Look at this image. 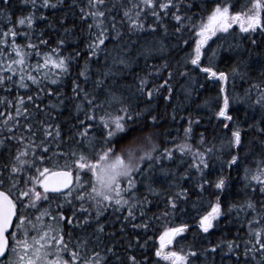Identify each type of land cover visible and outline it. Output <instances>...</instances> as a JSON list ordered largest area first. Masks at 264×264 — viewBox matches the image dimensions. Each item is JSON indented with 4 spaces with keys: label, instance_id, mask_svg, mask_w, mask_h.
Wrapping results in <instances>:
<instances>
[{
    "label": "snow or ice",
    "instance_id": "1",
    "mask_svg": "<svg viewBox=\"0 0 264 264\" xmlns=\"http://www.w3.org/2000/svg\"><path fill=\"white\" fill-rule=\"evenodd\" d=\"M244 41L264 44V0H0V264H264Z\"/></svg>",
    "mask_w": 264,
    "mask_h": 264
},
{
    "label": "trees",
    "instance_id": "2",
    "mask_svg": "<svg viewBox=\"0 0 264 264\" xmlns=\"http://www.w3.org/2000/svg\"><path fill=\"white\" fill-rule=\"evenodd\" d=\"M40 26L42 27L43 25H40ZM237 32H238V29H237ZM233 35H236V33H233ZM229 39H231V37H229ZM243 47L244 48H248L249 51L252 54V60L254 61V63H253V67L250 69V75H251V78H252L253 81H257L258 82L261 79V76H260L261 65H260L259 61L262 58H264V44H262L261 47H259V48H252L247 43V41H244ZM245 55H247V54H245ZM220 67H221L222 70H227L228 67H230V65L221 64ZM247 87H248L247 83H245L243 85H241L239 82L237 83V91L238 92H243V90L246 89ZM203 95L204 96H208V95L215 96L216 93H215V91H211V92H208V93H204ZM236 109L237 110L232 112L231 114L234 117L239 119V121L241 122V126L242 127L246 128L247 124H244L243 122L246 119H248V117H251L253 115V113L251 111H249L248 112V116L246 117L245 116L246 106H244V105H237ZM168 111L171 112V107L170 106L168 108ZM181 114H183V113H181ZM66 115H67V113H66ZM195 115L204 116L205 118H207V116L210 115V113L208 112L207 109H205V110H203V111H201L199 113H196ZM248 122L251 123L252 121L248 120ZM206 124H207V119H205L202 122V126L201 127L195 129L197 134H199L200 132L204 131V125H206ZM211 126H215L217 128V132L220 135H223V133H221L219 131L220 128H222V125H220L217 121L213 120ZM166 127L171 129L172 130V134L175 135L176 134L175 129L179 127V116L177 117V123L176 124H172L170 122L168 125H166ZM206 135H209V133H206ZM254 136H255V133H252V132H248V133H246L244 135V141H245V145L246 146H252V145H249V141H251L254 138ZM168 146H170V145H168ZM167 166L168 165H166V167ZM171 167H175V165H171ZM231 175L233 177H235L236 176V172L235 171L231 172ZM157 180L159 182L155 185V187H157L158 189L167 191L168 190L167 187H166L167 182L165 181V179L162 176L159 175V170H157ZM153 211H156V209H153ZM149 214L151 215V213H149ZM191 215H192V213H189V216H191ZM188 222L191 223L192 221L189 219ZM221 223L223 225L226 222L222 221ZM223 230L227 234V238L228 239H232L234 233L236 232V228L233 227L232 225H228ZM193 231H195V229H193ZM187 235H188V241L187 242H190L192 233H188ZM220 235H221V233L219 231H217L212 236L208 237V239L215 242L220 237ZM182 243H185V241H182ZM217 264H220L219 257H217ZM224 264H234V261L225 260Z\"/></svg>",
    "mask_w": 264,
    "mask_h": 264
}]
</instances>
